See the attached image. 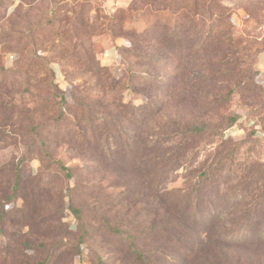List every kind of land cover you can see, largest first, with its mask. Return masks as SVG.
Returning <instances> with one entry per match:
<instances>
[{
	"label": "rangeland",
	"instance_id": "rangeland-1",
	"mask_svg": "<svg viewBox=\"0 0 264 264\" xmlns=\"http://www.w3.org/2000/svg\"><path fill=\"white\" fill-rule=\"evenodd\" d=\"M226 57L264 87V0H0V264H127L131 256L111 250L115 229L135 237L142 264H264V137L246 127L257 116L240 88L208 126L195 118L196 94L187 107L161 101L167 77L187 76L196 93L202 63L215 70ZM94 69L106 75L101 84L112 81L110 96L97 92ZM142 106L154 111L143 122ZM232 114L239 120L220 131ZM93 124L115 137L138 128L137 163L180 148L183 125L204 134H189L173 170L149 163L158 175L145 189L137 163L103 173L100 145L79 146ZM197 187L195 203L205 205L193 203L188 219L182 191ZM158 198L169 213L156 210ZM214 208L225 217L211 225ZM229 230L233 241L214 238Z\"/></svg>",
	"mask_w": 264,
	"mask_h": 264
},
{
	"label": "trees",
	"instance_id": "trees-1",
	"mask_svg": "<svg viewBox=\"0 0 264 264\" xmlns=\"http://www.w3.org/2000/svg\"><path fill=\"white\" fill-rule=\"evenodd\" d=\"M141 44L137 45V48L139 51L143 50V47L140 46ZM119 49H125L129 52V50L132 48H127L124 45L118 46ZM127 48V49H126ZM147 49V48H146ZM145 49V50H146ZM241 51H238L236 54L233 55V57H236L238 55H241ZM230 58L226 57V59H221L216 61V69L214 70L212 68V62L208 60L205 63H202V71L206 72L207 75L201 72V69L199 70V79L195 77L196 82L200 84V87L196 90V93L194 90H190L188 88L189 84L192 82V79L188 78L187 76H180V74H175L172 77H167L166 79V91L163 92V99L161 100L163 102L164 99H172L173 100H179V104L181 103L182 107L189 106V101L193 99V95L196 94L197 99L193 102L195 104L196 102V108H197V114L195 115V118L198 120H208L205 121L204 125L207 126L211 123L209 122L214 115L217 114L218 109L223 107L224 105L228 104L229 99H231L235 95L236 88H240V95L245 101V103L248 106H251L253 110V114L257 116V118H250L248 121V124L246 127H252L251 135L256 137H264V87L261 86L257 80L255 79L256 71L251 75L249 73V69L247 70H239V66H242L244 61L237 62L232 59V62L229 61ZM181 62L183 64H186L185 66L189 65V61L186 59L181 58ZM215 64V63H213ZM228 65V66H227ZM50 70L51 76H54V70L51 68H48ZM93 75L99 80V85L97 92H101L102 94H105V97L110 96L111 93L114 92L112 81L110 83L108 82V85L101 84L100 79H102L105 75V73L101 69H94L92 72ZM180 78V79H179ZM182 83V88L175 92V89L179 86V84ZM175 84L177 87H175ZM191 86V85H190ZM178 89V88H177ZM226 89V90H225ZM228 89V90H227ZM190 95V97H188ZM199 101V102H198ZM137 116L139 118V121L143 122L146 119V116L153 115V110L149 107L142 106L141 108H138V111H136ZM219 113V112H218ZM224 115V114H223ZM177 118L183 123L182 116L176 115ZM225 116V115H224ZM223 116V117H224ZM230 116V117H229ZM228 116V121L226 127L223 126V128L220 130H225L226 128H230L236 124V122L239 120L240 116L236 114H232ZM222 117V116H221ZM106 121V117H103ZM209 122V123H207ZM143 126V124H141ZM259 125V129L256 128V126ZM138 128H134L130 131L128 134H124L122 137H115L113 135L112 129L106 127L105 130H100V124L98 126L96 125H89L87 129H84L83 131H80V135L82 136V141L80 142L79 146H94L96 149L99 150L100 145V155L102 157L104 168L102 170L103 173L114 171V167L117 165H128V166H134L137 163V155L140 152L138 139H136V135H132V133L135 134L136 131H138ZM90 131V136L92 139V143H89V140L86 137V134ZM210 134H217L218 130L210 129ZM113 136H112V135ZM189 134H193L192 136L197 137L204 134V128H199L198 125L193 124L191 125H183L180 129V133L178 132V137L182 140V145L180 148H177L176 150H171V152L165 156L163 154L155 155L152 157H147L146 161H139L137 165L140 166L142 169L139 176L136 178V181H138L141 185L143 184L144 188L147 189L148 186H146V183L154 184L156 181V175L158 173L154 171L153 166L149 168V163L155 162L159 164H170V169H174V166L181 164L184 157L190 152L191 149L190 144L192 146V142L189 141ZM99 138L102 140V144L98 143ZM67 144H72L73 139L68 138L65 140ZM114 148V150H112ZM144 152V151H142ZM148 152L147 150L144 152ZM135 155H132L134 154ZM177 155H174V154ZM158 157V159H157ZM145 169V170H144ZM148 169V170H146ZM155 176V177H148V176ZM261 182V181H258ZM257 182V183H258ZM125 183V182H124ZM123 183V184H124ZM126 183L124 184V186ZM165 187V186H164ZM163 187V188H164ZM198 187L194 190L189 191L185 190L182 192H185V198H184V210L183 213L187 216H193L197 215L198 211L196 209L192 210V204L194 203L197 208L200 207V209L205 205V203L196 204L195 201L198 200V197L195 195L197 193ZM256 190V189H255ZM199 191V190H198ZM195 192V193H194ZM179 193V192H177ZM142 197L147 198L148 194L141 195ZM129 197V196H128ZM127 197V198H128ZM159 203L156 204V210L163 209L167 213H169V207L166 204V201L163 198H158ZM236 197H234V202H236ZM206 202V201H205ZM165 206L167 208H165ZM232 207V205H231ZM129 210V209H128ZM126 210V212L128 211ZM74 215L78 219H82V209L74 208L73 209ZM219 212L217 209H213L211 217H210V224L215 225L217 223V219L219 217ZM224 213H221V217H225L223 215ZM101 217V216H100ZM228 218L233 219L231 222V225H234L235 227L243 225L245 222L243 220L236 221L234 219V216L227 215ZM189 219V218H188ZM173 224L172 221L168 220V224L166 223L163 225L162 229H159V231H165L168 232L167 229L171 228V225ZM177 226V224H175ZM75 225L71 226V229H73ZM116 234L120 238L116 239L115 241H112L113 249H111L113 252L116 253L115 259L119 260H126L127 256H131L132 261H128L127 264H142L143 259L147 261V256L145 253L140 251L137 248L135 237L129 233H123L119 229H115ZM232 231L229 230L228 232H218L214 238L219 240H225L228 242L233 241L231 238H235L232 234ZM86 235V233H85ZM84 237V235H83ZM237 240V239H236ZM238 242V241H235ZM192 250H189L188 254L185 256L188 258L191 254ZM125 262V261H124ZM184 262H187V259L184 260Z\"/></svg>",
	"mask_w": 264,
	"mask_h": 264
}]
</instances>
